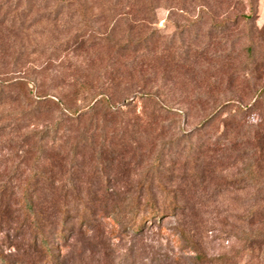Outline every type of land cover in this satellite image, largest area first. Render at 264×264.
<instances>
[{
    "label": "rangeland",
    "instance_id": "obj_1",
    "mask_svg": "<svg viewBox=\"0 0 264 264\" xmlns=\"http://www.w3.org/2000/svg\"><path fill=\"white\" fill-rule=\"evenodd\" d=\"M0 264H264V0H0Z\"/></svg>",
    "mask_w": 264,
    "mask_h": 264
},
{
    "label": "trees",
    "instance_id": "obj_2",
    "mask_svg": "<svg viewBox=\"0 0 264 264\" xmlns=\"http://www.w3.org/2000/svg\"><path fill=\"white\" fill-rule=\"evenodd\" d=\"M9 83H6L4 86H9ZM41 101V100H39ZM45 101V100H44ZM39 103V102H37ZM57 105L62 107V111L64 112V117H68L69 119H74L75 123L81 124L82 122H85L87 125L94 124L100 119H103L105 116H107L111 112V105L104 95H95L92 98V104H90L88 107L84 108V110H77L73 109L68 106V104H64L61 100L57 102ZM36 115V114H33ZM33 115H28L33 116ZM32 118V117H31ZM19 121V119H17ZM43 138H48L47 133H43ZM24 212L26 216L30 217L32 219V222L34 224L40 223V211H36L33 207L32 199H26L24 200V206H23ZM42 246L44 249H47L48 244L47 242H43Z\"/></svg>",
    "mask_w": 264,
    "mask_h": 264
}]
</instances>
